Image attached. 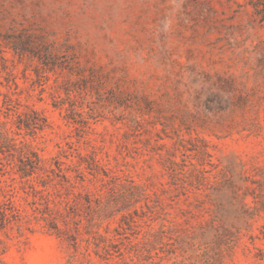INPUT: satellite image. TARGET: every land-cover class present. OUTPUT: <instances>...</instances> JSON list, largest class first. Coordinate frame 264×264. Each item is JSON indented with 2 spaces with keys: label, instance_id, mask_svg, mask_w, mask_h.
<instances>
[{
  "label": "rangeland",
  "instance_id": "374dc122",
  "mask_svg": "<svg viewBox=\"0 0 264 264\" xmlns=\"http://www.w3.org/2000/svg\"><path fill=\"white\" fill-rule=\"evenodd\" d=\"M0 264H264V0H0Z\"/></svg>",
  "mask_w": 264,
  "mask_h": 264
}]
</instances>
